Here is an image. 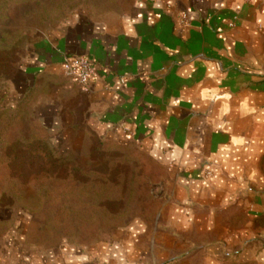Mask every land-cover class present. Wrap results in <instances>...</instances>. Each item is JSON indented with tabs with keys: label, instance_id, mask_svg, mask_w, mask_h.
<instances>
[{
	"label": "crops",
	"instance_id": "1",
	"mask_svg": "<svg viewBox=\"0 0 264 264\" xmlns=\"http://www.w3.org/2000/svg\"><path fill=\"white\" fill-rule=\"evenodd\" d=\"M67 57L94 64L89 85L64 75ZM20 74L61 147L88 135L131 143L165 189L153 217L91 247H31L26 220L0 206V264H264V0L77 14L28 50Z\"/></svg>",
	"mask_w": 264,
	"mask_h": 264
},
{
	"label": "rangeland",
	"instance_id": "2",
	"mask_svg": "<svg viewBox=\"0 0 264 264\" xmlns=\"http://www.w3.org/2000/svg\"><path fill=\"white\" fill-rule=\"evenodd\" d=\"M132 1L0 0V206L26 220L36 249L91 247L129 219L153 217L163 197L162 171L135 145L88 135L77 150L61 147L31 114L21 86L23 57L39 41L77 14L120 17ZM31 145L39 160H28Z\"/></svg>",
	"mask_w": 264,
	"mask_h": 264
},
{
	"label": "built area",
	"instance_id": "3",
	"mask_svg": "<svg viewBox=\"0 0 264 264\" xmlns=\"http://www.w3.org/2000/svg\"><path fill=\"white\" fill-rule=\"evenodd\" d=\"M62 70L65 76L82 86L89 85L95 77L94 64L84 57L65 58Z\"/></svg>",
	"mask_w": 264,
	"mask_h": 264
},
{
	"label": "trees",
	"instance_id": "4",
	"mask_svg": "<svg viewBox=\"0 0 264 264\" xmlns=\"http://www.w3.org/2000/svg\"><path fill=\"white\" fill-rule=\"evenodd\" d=\"M108 144V143H107ZM109 145V144H108ZM30 147H32V148H30V150H29V152L27 153L30 157H31V159H28L29 161H34V160H39L40 158L39 157H36V159L35 158H33V156H32V153L33 152H36V149H33L34 148V146L33 145H31ZM40 147V146H39ZM42 150V154L43 155H51L52 154V150H51V148H50V146H48V144L46 143V144H44V145H42V148H41Z\"/></svg>",
	"mask_w": 264,
	"mask_h": 264
},
{
	"label": "water",
	"instance_id": "5",
	"mask_svg": "<svg viewBox=\"0 0 264 264\" xmlns=\"http://www.w3.org/2000/svg\"><path fill=\"white\" fill-rule=\"evenodd\" d=\"M158 193H157V195H160L161 193H162V187H158Z\"/></svg>",
	"mask_w": 264,
	"mask_h": 264
}]
</instances>
